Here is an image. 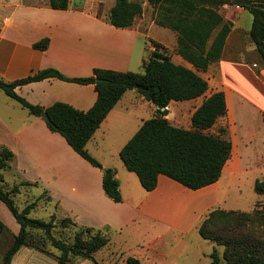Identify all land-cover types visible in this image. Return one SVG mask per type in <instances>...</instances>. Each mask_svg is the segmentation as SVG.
<instances>
[{"label":"crops","instance_id":"0c3cea01","mask_svg":"<svg viewBox=\"0 0 264 264\" xmlns=\"http://www.w3.org/2000/svg\"><path fill=\"white\" fill-rule=\"evenodd\" d=\"M224 8L229 9L230 6L225 5ZM237 9L238 16L245 11L239 7ZM226 20L232 22L227 43L235 22L233 19ZM153 25L151 13L147 16L143 12L134 19L131 26L115 27L92 12L84 2L59 10L52 9L46 0H0V78L11 82L45 68H54L67 77H87L94 68L136 72L137 68L143 67L147 58L144 54L148 55L149 41L142 43V38L155 41L171 50L173 62L192 68L175 53L174 32L168 47L163 40L149 34ZM44 38L48 39L47 47L43 50L34 48L33 44ZM225 45L217 63L210 65L205 72L198 71L208 82L207 92L201 97L187 100L196 101L195 104H183L176 108L180 112L190 113L191 117L205 97L218 90L224 92L227 110L223 118L228 124L232 152L218 181L191 190L160 174L156 187L152 191H146L138 177L132 176L135 173L128 170L125 172L119 165L110 166L106 163L108 155H119V150L128 140L126 138H129V134L124 133L123 125L130 118L135 119L137 126L146 120L138 115L135 107L143 105L145 100L131 89L109 111L85 146L87 149L90 144L93 145L95 153L89 149L88 153L103 168L114 169L122 198L120 202H114L102 189V170L78 155L60 134L51 132L44 118L29 114L0 88V145L14 153L11 169L4 172L5 179L7 174L12 180L11 183L6 180L8 188L20 182H37L48 190L46 198L58 206L63 217H70L81 226L108 230V234L111 230L119 231L141 218L161 221L171 229L186 232L185 224L198 211L200 213L199 209L207 197L219 193L224 174L232 176L242 168L244 155L236 137V126L241 128L242 143L245 146L248 142L243 138L251 139L254 135L249 130L251 115L257 116L259 124L264 127V68H260L258 73L254 70V44L248 47L250 54L237 48V55L228 57L225 56ZM210 71L215 77L209 86L207 76ZM14 90L29 103L44 108L55 102H63L85 111L95 103L97 97L93 84L57 78L30 82L17 86ZM123 101L126 104H120ZM181 102L183 101H171L166 107V117L170 122L174 118H170L169 114L173 103ZM213 127L209 132L216 133ZM98 148H104L105 154L99 152ZM237 148L241 157L238 158L237 155L232 161ZM24 186L31 187L21 185L19 191ZM185 196L190 200L180 206L178 216L173 214V210L179 207L181 197ZM0 220L11 228L14 235L18 233L19 224L2 202ZM24 248L26 249L21 247L15 255Z\"/></svg>","mask_w":264,"mask_h":264},{"label":"trees","instance_id":"16d2710c","mask_svg":"<svg viewBox=\"0 0 264 264\" xmlns=\"http://www.w3.org/2000/svg\"><path fill=\"white\" fill-rule=\"evenodd\" d=\"M46 1L52 9L66 10L70 6V0ZM144 1L152 8L154 24L174 32L175 53L192 68L173 62L167 49L149 40L156 48L162 47L166 54L147 47L148 55L140 72L94 68L87 77H67L54 68H45L11 82L0 78V88L8 97L31 115L41 117L46 113L44 120L51 132L60 134L92 166L104 170L102 189L114 202L122 200L114 169L103 168L85 146L126 91L134 89L155 106V114L144 120L119 150L126 169L136 174L146 191L156 187L160 174L188 189L197 190L218 181L231 156L232 142L227 129L221 126L216 133L209 132L217 120L226 115L225 94L218 90L205 97L192 113L189 128L171 123L166 117V107L171 101L192 100L207 92L208 82L198 71H207L221 58L232 28V22L220 12L224 5L237 6L251 14L249 39L259 55L260 68H264V0H115L103 19L115 27L131 26L143 13ZM47 45V38L33 44L40 50ZM46 78L93 84L96 101L85 111L63 102L44 108L29 103L14 90L17 86ZM13 160L14 153L0 145V202L19 224V231L13 235L2 264H10L21 247L49 253L47 245L58 250L56 258L60 264H77L80 259L100 264L93 254L109 245L108 230L81 226L70 217H62L61 226L73 225L78 230L71 243L56 238L52 234L57 224L55 215L47 221L29 216L37 200L21 209L15 205L13 197L19 193V186L31 183L20 182L8 188L4 172L11 169ZM253 189L259 195L264 194V179H256ZM5 230L6 226L0 220V236ZM197 230L202 239L223 246L222 256L216 249L211 252L209 264H264V206L255 205L248 212L213 208L201 219ZM141 255H129L119 264H142Z\"/></svg>","mask_w":264,"mask_h":264},{"label":"rangeland","instance_id":"374dc122","mask_svg":"<svg viewBox=\"0 0 264 264\" xmlns=\"http://www.w3.org/2000/svg\"><path fill=\"white\" fill-rule=\"evenodd\" d=\"M114 1L115 0H70V5L77 6L78 2H84L92 12L103 18L108 13L109 8L114 4ZM224 6L220 9L222 15L226 19H233L235 22L233 25V32L227 43H225V56L237 55V48H241L243 49L241 51L250 54L248 47L253 43L250 41L247 32L249 31L252 22L251 14L245 10L238 16L237 11L239 9H237V6H230L229 9L224 8ZM143 12H145L147 16H150L151 13L152 16V8L145 1L143 2ZM149 34L163 40L166 45H169L168 47H170L173 31L164 29L155 24L149 31ZM145 40L146 42L149 41V39L142 38L140 42L144 43ZM150 45L151 42L148 44L149 49ZM167 52L171 53V50H168ZM255 53L256 62L254 70L256 72L259 71L261 62L258 53L256 51ZM144 57H147L146 54H144ZM135 71L140 72L142 71V68H137ZM214 77L215 74L210 71L209 76H207L209 86L212 84ZM195 102L196 101H183L181 103H173L169 112L170 118H173L174 116L171 123L184 128L190 127V113L180 112V110L176 108L183 104L191 106L195 104ZM120 104L124 105L126 104V101H123V103ZM128 105L131 108L133 107L132 104ZM135 107L138 115L144 119H149L155 114V106L146 101H143V105ZM251 119L252 122L250 123L249 130L251 132L250 134L254 135L251 139L243 138L248 142L247 146L242 143V132L239 125L236 126L235 130L236 137L239 139L242 153L244 155L241 162V170L237 171L232 176L224 174L220 181L219 193L207 197L203 202L202 207L199 209L200 213L198 211L196 215H194L196 217L199 214L196 218L200 219L201 215L204 217V215L213 208L248 212L251 211L255 205L257 207L264 206V194L259 195L255 193L253 189L256 179H264V127H262V124H259L257 116L251 115ZM227 125L228 124L224 118L218 119L213 130L217 131L219 127L223 126L227 129L228 137L230 138ZM123 126L124 133L129 134V138H126L128 140L139 127L134 118H130L128 123L126 122ZM92 146L93 145L90 144L86 150L88 151L89 149V151L95 153ZM98 151L103 154L106 152L104 148H98ZM237 155L238 158L239 156L241 157L238 148L237 150L235 149L232 161L235 160ZM247 156L248 158H246ZM106 159L108 165H119L125 172H128L119 155H108ZM132 176L135 177L136 175L132 174ZM6 180L9 183L12 182L11 177L7 174ZM47 194H49L48 190L44 186L35 182L31 184V187H21L19 193L13 197V200L15 205L21 209L26 204L30 203L32 199L41 196L37 200V203L29 216L47 221L52 215H55L57 218V224L52 229V234L56 238L71 243L73 241V235L78 230V227L73 225L63 227L59 224L60 218H62L64 214H62L58 206L46 198ZM189 200L190 199L187 196L181 197L178 204L179 207L173 210V214H177L178 216L181 211L180 206H182L183 203H187ZM10 215L13 217L11 212ZM195 217L190 218L189 222L185 224L187 227L186 232L171 229L166 223L161 221L142 218L119 231L111 230L108 234V237L110 238L109 245L95 252L93 254L94 260L100 264H119L129 255H138L142 253V264H209L211 252L216 249L219 256H222L223 246L216 245L211 241L201 238L197 227L202 218L198 220L195 219ZM172 220L176 219L172 218ZM13 235L11 228L7 226L6 230L0 236V264H2L4 253L12 243ZM46 248L50 251L49 253L31 248L21 249L19 253L13 256L10 264H60L56 258V255L59 254L58 250L49 245H47ZM77 264H94V262L89 259H80Z\"/></svg>","mask_w":264,"mask_h":264},{"label":"built area","instance_id":"2783aa9c","mask_svg":"<svg viewBox=\"0 0 264 264\" xmlns=\"http://www.w3.org/2000/svg\"><path fill=\"white\" fill-rule=\"evenodd\" d=\"M150 50H156L157 52L161 53V54H166V51L162 48V47H158L156 48L155 46H153L152 44L150 45Z\"/></svg>","mask_w":264,"mask_h":264},{"label":"water","instance_id":"95a60500","mask_svg":"<svg viewBox=\"0 0 264 264\" xmlns=\"http://www.w3.org/2000/svg\"><path fill=\"white\" fill-rule=\"evenodd\" d=\"M41 117L44 118V119H47V114L46 113H42ZM102 172H104V170H102Z\"/></svg>","mask_w":264,"mask_h":264}]
</instances>
